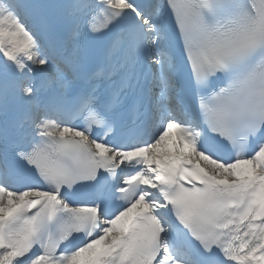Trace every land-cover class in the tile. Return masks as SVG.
Masks as SVG:
<instances>
[{
  "label": "snow or ice",
  "instance_id": "obj_1",
  "mask_svg": "<svg viewBox=\"0 0 264 264\" xmlns=\"http://www.w3.org/2000/svg\"><path fill=\"white\" fill-rule=\"evenodd\" d=\"M0 264H264V0H0Z\"/></svg>",
  "mask_w": 264,
  "mask_h": 264
}]
</instances>
